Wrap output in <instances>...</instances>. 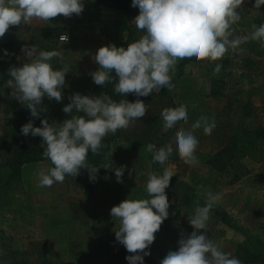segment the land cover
<instances>
[{"label": "rangeland", "instance_id": "374dc122", "mask_svg": "<svg viewBox=\"0 0 264 264\" xmlns=\"http://www.w3.org/2000/svg\"><path fill=\"white\" fill-rule=\"evenodd\" d=\"M90 1L83 0L84 6L92 10V18H101V29L107 36L108 44L126 48L127 45L122 43L127 40L129 29L135 31L134 38L139 39L143 35L132 22L138 15L136 12L122 9L117 14L106 12L103 9L107 7H92ZM254 3L255 0H244L238 10L241 19L232 25V38L249 35L253 31V24L259 27L255 20L264 17V5L257 9ZM56 21L58 25L53 26ZM37 22L42 23L38 19ZM67 22L68 19L62 15L44 22L48 28L41 32L44 39L41 44L35 45L36 51L37 54L39 51L61 52L62 60L53 58L50 63L53 68L67 65L70 69L63 90H78L81 95H88L95 84L89 73L98 69L92 60L97 50L83 45L70 48L67 42H63L67 40L60 39V35L64 33L63 25ZM29 31V28L14 26L1 38L14 41L15 67L30 62L22 52L25 46L31 47L27 41ZM216 64L222 65L218 74L214 72ZM172 80L175 82L174 88L168 89V93L174 108L181 105L186 107L188 123L181 121L174 128L161 133L160 113L172 106L158 91H154L151 99L144 101L148 106L145 117L132 121L127 129L117 130L116 133L121 132L122 136L114 139L111 145L114 166H125V177L131 173L141 184H146L150 171L159 174L164 168H169L174 173L165 190L170 202L169 216L155 233L148 256L160 264L169 251L177 250L181 234L188 235L194 230L188 219L195 214L196 207L204 206V193L207 191L221 195L209 213L206 228L209 239L236 258L241 243L254 250H264V160L254 162L241 158L232 168L219 172L202 162L186 165L180 159L175 143V134L183 127L194 131L199 141L196 152L216 151L233 134L244 130L250 133L249 139L264 146V139L255 132L257 128H264V45L258 40L249 39L236 51L229 49L220 60L194 61L185 65L181 76H178L176 67ZM215 87L219 91L213 94ZM10 94V88L0 86V151L11 147L12 136L5 132L3 126L8 117L16 118L21 105ZM64 106H49L41 112V119L47 118L49 123H62L70 118L69 114L63 112ZM72 114L76 115V112ZM201 116L215 121L216 126L209 135L204 133L203 127L195 130L191 127ZM39 123L41 125V120ZM142 127L149 128V133L141 132L137 138L130 137V140L123 137L125 130L135 132ZM27 137L30 139L31 135ZM149 143L158 147L172 145L173 152L164 165L152 163V156L146 151ZM45 167V162L27 163L21 178L13 184L0 181V264H10L12 253H16L17 264H119L117 250L121 244L115 238L118 224L113 221L110 209L120 202L106 197L102 183L94 182L93 188L88 191L83 185L85 183L78 181L74 184L76 186H68L70 202L44 203L46 194L44 187L38 186V173ZM235 172L243 174L232 181ZM89 198L91 213L93 205L99 211L97 225L92 229L80 222L85 217L83 206ZM215 207L229 208L236 227L217 221L214 218ZM72 210L74 212L71 214Z\"/></svg>", "mask_w": 264, "mask_h": 264}, {"label": "clouds", "instance_id": "9594fccd", "mask_svg": "<svg viewBox=\"0 0 264 264\" xmlns=\"http://www.w3.org/2000/svg\"><path fill=\"white\" fill-rule=\"evenodd\" d=\"M244 0H132L131 6L139 9L133 23L144 34L127 47L108 44L97 49L92 56L98 69L90 72L94 83L104 87L113 83V91L122 97L129 94L137 99L129 102L113 100L106 93L98 96L74 93L63 112L70 118L62 123H49L41 119V126L34 127L30 120L22 125L21 133L42 138V155L50 160L52 167L38 173L39 187H51L63 183L66 176L77 177L82 169L89 172L90 181H96L99 168L88 164L89 152L99 155L104 147L102 141L119 129H127L134 120L142 119L148 111L147 104L140 97L152 95L162 88H174L172 76L178 61L195 58L197 62L222 59L231 49L236 51L249 39L264 45V24L249 35L233 37L232 25L241 19L239 9ZM264 0H255L254 8L259 9ZM84 11L83 0H0V38L11 26L29 25L38 19L50 22L52 18L79 16ZM61 39L68 40L67 36ZM28 63L8 70L6 87L11 89V98L30 110L31 117L39 118L42 101L61 102L65 77L70 71L67 65L53 68V58L62 60L59 51H39L36 47L22 48ZM5 55H8L5 51ZM222 65L216 64L214 72L219 73ZM115 73V77L113 76ZM83 115H73V112ZM161 133L174 128L179 122L188 123V113L184 105L164 108L161 113ZM215 121L201 116L192 124V129L203 127L206 135L215 128ZM176 150L186 165H195L198 139L194 131L181 127L175 134ZM146 151L152 156V163L164 165L173 152L168 144L158 147L149 143ZM111 164L103 168L109 169ZM117 182L122 183L125 166L115 167ZM131 175V173H129ZM145 185L147 198L125 199L110 209V215L118 224L115 238L127 252L129 264H144V257L150 255V245L155 241V233L169 216L170 202L166 189L174 173L164 168L162 173L150 171ZM107 179V177H106ZM205 204L195 209L188 219L194 229L190 234H181L176 251H169L160 264H241L230 253L222 251L207 234V221L212 207L221 199L220 194L204 193ZM203 230V231H201Z\"/></svg>", "mask_w": 264, "mask_h": 264}, {"label": "trees", "instance_id": "16d2710c", "mask_svg": "<svg viewBox=\"0 0 264 264\" xmlns=\"http://www.w3.org/2000/svg\"><path fill=\"white\" fill-rule=\"evenodd\" d=\"M132 0H91L89 5L92 7L95 6H104V7H112L117 9H122L125 11H133L139 14V9L131 6ZM84 17L79 20V22L90 21L92 17V10H90L87 6H84ZM82 12V13H83ZM88 14L89 18L86 17ZM259 26L264 24V17L257 18L255 20ZM14 27V26H11ZM10 27V28H11ZM134 32L132 29H129V36L122 45H128L132 42L138 40V38H134ZM144 34V33H143ZM5 51H7L8 55H5ZM196 61L195 58L180 60L178 65L176 66L178 69V76H181L184 72V66ZM15 66V44L11 39L2 40L0 38V86L6 87V81L9 79L8 70ZM115 77V73H113ZM174 84V80H172ZM114 84L107 83L102 86H98L94 84L90 96H98L101 93H106L115 101H119L121 99H127L128 101H135L137 97L135 95L129 94L126 97H122L117 95L114 91ZM63 91V100L61 102H56L54 99L49 100L47 96L42 101V107L46 108V110L51 105H67L70 103L68 97L73 95L74 93H80V91ZM218 88H214L212 93L216 94L218 92ZM158 94L165 97L168 102L171 104L172 108H174V102L171 96L168 93V89L162 88L158 91ZM153 95V93H152ZM149 95L147 97H140L139 99L143 101H149L152 97ZM44 112V111H43ZM76 115H83V113H76ZM42 116L39 118L31 117L30 110L27 109L26 106L22 104L18 108V114L16 118H9L8 121L3 126L6 133H9L12 136L11 147L0 151V166H5L8 168L9 172L7 173V178L4 180L5 184L10 185L13 184L15 180L20 179L22 176L23 165L26 163L33 162H45L46 170L49 167H52L50 160L45 158L43 153V148L41 147L42 138L39 136L33 137L31 136L28 139L27 136H24L21 133L22 125L28 123L30 120L33 122L34 127H40V120ZM257 136L264 139V128L256 129ZM30 135V134H29ZM250 133L246 130L241 133L233 134L222 146L216 151H197L195 153L198 162H202L210 165L212 168L219 172H224L228 170V168H232L235 162H238L241 158H246L248 160L254 162H262L264 160V146L257 145L250 138ZM118 136H122L121 132L118 133H109L102 143L104 147L100 150L99 155H93L89 152V156L87 162L91 166H95L99 168V172L97 173V179L94 182L102 183L106 190V197L108 199H116V201L121 202L127 198L129 199H145L147 198V194L145 191V186L136 184L133 180L128 177L122 176V183L117 182L115 173H114V157L111 155V145ZM123 137L127 140H130V137L123 134ZM105 164H111L109 169L103 168ZM242 173L235 172L232 181L238 180ZM107 177V179H106ZM88 178V179H86ZM81 181L85 184V190H91L93 188V181L89 179V172L87 169H82L80 174L77 177L66 176L63 183H54L51 187H44V193L46 194V198L43 200L44 203H66L70 202L71 198L68 197V186H76L74 185L76 182ZM114 195V196H113ZM83 209L85 210V217L80 221L83 224L89 225L90 217H91V198L85 202ZM74 211H71V214ZM214 218L217 221H221L228 226L236 227V222L233 216L222 208H214ZM10 256L12 260H10V264H17L19 260L16 258V253H12ZM130 253L127 252L126 248L121 244L117 250V257L119 260V264H126V257L129 256ZM237 259L241 261V263L245 264H264V250H254L246 243H241L237 249ZM66 264H74V262H68ZM144 264H156V259L153 257L145 256Z\"/></svg>", "mask_w": 264, "mask_h": 264}, {"label": "crops", "instance_id": "0c3cea01", "mask_svg": "<svg viewBox=\"0 0 264 264\" xmlns=\"http://www.w3.org/2000/svg\"><path fill=\"white\" fill-rule=\"evenodd\" d=\"M103 10L107 11H113L119 13L118 11H121V9L107 7ZM84 12L81 14V16H77L75 14L72 15V17L67 18L68 22L63 25L64 33L67 34L68 40L63 41L67 42L70 48H76L78 45H83L85 48L89 47L93 50H97L101 46L108 45L107 36L105 35L104 31L101 29V18L98 16L91 17L90 21L86 22H79L80 19L84 17ZM60 16H57L55 18H58ZM89 18V16L87 17ZM58 21L53 22V26L58 25ZM111 27L110 25L115 26V24H105L104 26ZM21 28H29V34L27 36V41L30 43V46L32 45H38L42 43V39H44L41 35V32L44 33V31L48 28V24H45L43 21L42 23L37 22V19H33L32 22L29 25H20ZM106 29V28H105ZM40 46V45H39ZM150 129L147 127H142L141 129L137 131H131V130H125V134H127L131 138H137L141 132L149 133ZM37 163V162H35ZM27 164V163H26ZM23 165V168L25 165ZM9 172L8 168L5 166H0V181H3L7 178V173ZM23 172V171H22ZM134 175L127 176L136 184H140L145 186L146 184H141ZM222 209H225L229 213H231L229 208L222 207ZM99 211L96 209V205H93L92 207V213H91V219L88 227L94 228L97 225L98 222V213ZM105 238V237H104Z\"/></svg>", "mask_w": 264, "mask_h": 264}, {"label": "built area", "instance_id": "2783aa9c", "mask_svg": "<svg viewBox=\"0 0 264 264\" xmlns=\"http://www.w3.org/2000/svg\"><path fill=\"white\" fill-rule=\"evenodd\" d=\"M64 36H67V35L65 33L61 34L60 39H61V37H64ZM62 40H64V39H62Z\"/></svg>", "mask_w": 264, "mask_h": 264}]
</instances>
